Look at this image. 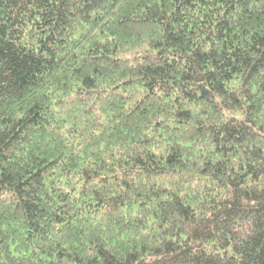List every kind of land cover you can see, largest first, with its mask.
Instances as JSON below:
<instances>
[{
    "label": "trees",
    "instance_id": "obj_1",
    "mask_svg": "<svg viewBox=\"0 0 264 264\" xmlns=\"http://www.w3.org/2000/svg\"><path fill=\"white\" fill-rule=\"evenodd\" d=\"M0 264H264V0H0Z\"/></svg>",
    "mask_w": 264,
    "mask_h": 264
}]
</instances>
